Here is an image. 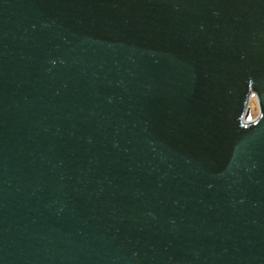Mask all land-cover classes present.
<instances>
[{
    "label": "water",
    "instance_id": "obj_1",
    "mask_svg": "<svg viewBox=\"0 0 264 264\" xmlns=\"http://www.w3.org/2000/svg\"><path fill=\"white\" fill-rule=\"evenodd\" d=\"M0 264H264V0H0Z\"/></svg>",
    "mask_w": 264,
    "mask_h": 264
},
{
    "label": "built area",
    "instance_id": "obj_2",
    "mask_svg": "<svg viewBox=\"0 0 264 264\" xmlns=\"http://www.w3.org/2000/svg\"><path fill=\"white\" fill-rule=\"evenodd\" d=\"M249 98H250L249 99V107L252 110V103H253V101H255L256 107H257V109H256V111H257L256 116H258V114H259V111H258L259 110V107H258V97H257V95H255V93H252ZM256 116L255 117H252V115H251L252 119L256 118Z\"/></svg>",
    "mask_w": 264,
    "mask_h": 264
},
{
    "label": "rangeland",
    "instance_id": "obj_3",
    "mask_svg": "<svg viewBox=\"0 0 264 264\" xmlns=\"http://www.w3.org/2000/svg\"><path fill=\"white\" fill-rule=\"evenodd\" d=\"M256 109H257L256 103H255V101H253V103H252V110H251L252 117H255L256 116V114H257Z\"/></svg>",
    "mask_w": 264,
    "mask_h": 264
}]
</instances>
